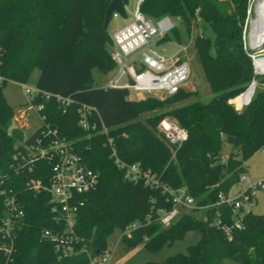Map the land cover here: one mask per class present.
Returning a JSON list of instances; mask_svg holds the SVG:
<instances>
[{"label":"trees","instance_id":"1","mask_svg":"<svg viewBox=\"0 0 264 264\" xmlns=\"http://www.w3.org/2000/svg\"><path fill=\"white\" fill-rule=\"evenodd\" d=\"M110 2L0 0V74L6 80L0 86V226L5 212L3 190L18 197L25 213L15 230L10 261L0 254V263L92 264L93 259L105 254L115 231L123 232L137 221L140 225L136 229L121 236L126 249L142 245L155 254L189 232L198 234L199 240L185 253L169 256L160 264H264V215L246 216L242 230L236 231L231 241L208 222L186 213L162 228L155 213L161 207L169 209L170 203H164L158 193L142 184L125 180L108 146L110 138L125 164H137L156 174L172 189L184 188L199 205L214 201L219 192L227 193L236 185L243 162L264 147V90H258L242 111L228 104L253 77L241 41L250 0H143L140 12L147 19L168 17L177 23L171 32L177 42L182 33L190 35V24L196 17L205 24L193 44L214 96L206 103L194 101L166 113H162L164 106L185 101L193 94L181 90L159 102L152 97L130 99L125 90L94 86L95 70L108 74L115 68L108 50L112 37L104 29ZM169 35L159 42L169 41ZM36 69L40 71L38 89L69 98L73 104L63 107L56 98L44 99L40 114L45 121L25 143L34 144L48 125L70 143L83 164L100 179L96 190L80 198L82 205L75 223V232L90 254L63 260H58L53 244L42 237L44 231L59 226L49 197L28 188L31 180L47 185L51 165L39 161L31 172L12 167L23 139L7 131L15 110L7 103L3 89L9 81L28 84ZM83 106L96 110L89 120L97 124V131H85L79 125V109ZM165 114L187 133V140L175 151L157 133ZM102 125L108 134L100 133ZM225 143L231 149L222 162ZM149 214L151 221L146 223Z\"/></svg>","mask_w":264,"mask_h":264},{"label":"built area","instance_id":"2","mask_svg":"<svg viewBox=\"0 0 264 264\" xmlns=\"http://www.w3.org/2000/svg\"><path fill=\"white\" fill-rule=\"evenodd\" d=\"M142 2L143 0H135L132 22L117 30L112 36L114 51L111 54L117 76L107 85V88L125 90L129 95L134 94L137 98L161 95L171 97L187 88L191 74L190 67L187 61L181 58H167L152 48L154 42H159L172 32L175 24L168 17H162L156 21L147 19L140 12ZM118 17L115 15L114 19ZM255 18L256 14L250 21L249 29ZM252 46L248 43L246 48L248 51L246 49L245 51L251 61L253 77L239 95L228 101V104L238 112L251 104L259 90L260 80H263L264 86V50L258 54H250L249 49ZM187 50L186 47H181L179 54ZM5 82V78L0 74V86ZM20 85L28 103L37 111L42 123L45 121V116L40 114L44 110V99L56 98L63 107L73 104L69 98L54 96L37 87H29L27 84ZM79 112L81 115L79 125L85 131H97V124L89 120V116L96 110L83 106ZM156 129L172 151L177 150L187 140L186 131L174 119L163 118ZM100 133L108 134V129L102 125ZM20 146L21 149L13 156L12 167L16 171L31 172L39 161H47L51 165L47 185L41 180L28 182V188L32 192L47 193L54 220L59 224L55 230L44 231L43 239L53 244L58 260L81 253L90 254V250L75 232V223L82 205L80 198L97 189L100 182L99 175L86 167L70 143L48 125L34 144L27 145L22 141ZM108 146L111 150V158L114 159L117 168L123 171L125 180L142 184L144 188L158 193L164 203H170L169 209L161 207L155 213L156 221L162 228H168L183 213L202 212L201 219L231 241L234 233L242 230L245 217L253 214L257 195L264 193V176L252 178L241 172L236 185L227 193L219 192L214 201L199 205L184 188L172 189L163 184L156 174L142 170L137 164H125L118 156L117 149L110 138ZM261 150L264 156V147ZM234 187L237 190L232 192ZM1 195L4 196L5 212L0 226L2 238L0 254L10 261L15 250V230L24 219L25 213L16 195L6 190H3ZM151 203L154 205V198ZM144 221L150 223L151 215H147ZM139 225L137 221L131 223L121 232V236H128ZM107 261V258L103 259V262Z\"/></svg>","mask_w":264,"mask_h":264},{"label":"rangeland","instance_id":"3","mask_svg":"<svg viewBox=\"0 0 264 264\" xmlns=\"http://www.w3.org/2000/svg\"><path fill=\"white\" fill-rule=\"evenodd\" d=\"M257 1L258 0H250L248 5L245 25L243 26L241 37L244 51L249 43V25L250 21L255 17L254 7ZM134 6L135 0H129V4L126 7L127 19H122L118 17L110 23V26L108 28V33L110 36H113L117 29H120L126 24L132 22ZM173 22L175 25H177L175 21ZM190 28V35L186 34L185 32L182 33V35L180 36V42L175 41V39H173L170 33L169 41L154 42V44H152V48L156 49L158 52L165 55L167 58L179 57L182 60L187 61L191 72L189 80L187 82V88L184 92H190L193 95L185 101L164 106L162 109V113H166L169 109L174 107L188 105L194 101L206 103L210 101L214 96L210 92L209 87L205 81L193 44L194 38L196 37V35H200L202 33L203 28H205V24L199 17H196L194 20L191 21ZM181 47H186L188 49L187 52L179 54V49ZM108 50L110 53H112L114 51L113 46L110 45L108 47ZM246 50L248 51V49ZM246 54L248 56V53ZM39 75L40 71L36 69L33 72L27 85L29 87H36ZM116 76L117 69L115 68L108 74H103L99 70H95L94 86L107 87V85L111 81H113ZM262 81L263 80L259 81V90H262L264 88V86L262 85ZM3 95L7 103L15 110V117L9 123L7 131L13 136H16V134L21 135L23 142H25L29 137H31L37 132V130L41 128L43 123L37 111L35 109H32L31 105L28 103L27 97L23 93L21 85L19 83L12 81L7 82L3 89ZM129 98L143 99L137 98V96H135L134 94H130ZM152 98L158 100L159 102H162L168 99L169 97L161 95ZM163 118H171V116L165 114ZM230 149V146L225 143L223 146L221 161L224 162L227 159ZM242 166L243 173L249 175L252 178H259L264 176V156L262 154V150L260 149L254 155L247 158L243 162ZM236 190L237 188L234 187L232 189V192H235ZM186 214L193 215L197 219L202 218V212H187ZM253 214L264 215V193H259L257 195L256 206L253 209ZM121 235V231H115L108 239V249L105 251V254L101 257L93 259L92 264H146L148 262H156L160 264L169 256H172L177 253H185L186 248L188 246L195 244L199 240V236L197 233L189 232L185 235L182 240L176 241L173 245L163 248V250L158 253L152 254L145 251L142 245L131 249L124 248L120 241ZM104 258H107L108 261L103 262ZM223 264L232 263L225 261Z\"/></svg>","mask_w":264,"mask_h":264},{"label":"water","instance_id":"4","mask_svg":"<svg viewBox=\"0 0 264 264\" xmlns=\"http://www.w3.org/2000/svg\"><path fill=\"white\" fill-rule=\"evenodd\" d=\"M129 4V0H111L105 14L104 29L108 32L110 23L114 20L115 15H118L122 19H127L126 7ZM264 50V37L255 42L249 49L250 54H258ZM97 253H95V257Z\"/></svg>","mask_w":264,"mask_h":264},{"label":"bare ground","instance_id":"5","mask_svg":"<svg viewBox=\"0 0 264 264\" xmlns=\"http://www.w3.org/2000/svg\"><path fill=\"white\" fill-rule=\"evenodd\" d=\"M254 12L255 20L252 22L249 29V45H254L255 42L264 37V0H258L255 5Z\"/></svg>","mask_w":264,"mask_h":264},{"label":"crops","instance_id":"6","mask_svg":"<svg viewBox=\"0 0 264 264\" xmlns=\"http://www.w3.org/2000/svg\"><path fill=\"white\" fill-rule=\"evenodd\" d=\"M117 30H119V29H117ZM112 37V36H111Z\"/></svg>","mask_w":264,"mask_h":264}]
</instances>
